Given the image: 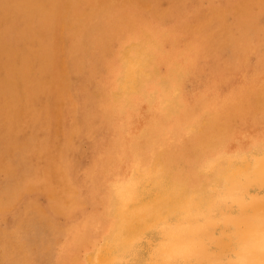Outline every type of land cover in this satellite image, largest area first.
Masks as SVG:
<instances>
[{"label": "bare ground", "instance_id": "6f19581e", "mask_svg": "<svg viewBox=\"0 0 264 264\" xmlns=\"http://www.w3.org/2000/svg\"><path fill=\"white\" fill-rule=\"evenodd\" d=\"M210 1L0 0V164L5 168L2 180L15 196L21 191L20 180L23 186H30L33 181L28 175L30 168L11 164L2 153L10 147L13 148L10 152L27 151L36 164L37 159L42 163L37 175L43 181L33 183L43 188L44 182L43 190L51 197L58 193L66 199L70 195L68 201H72L75 187L91 190L89 187L95 186L93 173L100 167L98 185L107 191L108 197L103 196L112 204V215L108 212L106 215L111 228L106 241H111V247L106 241L102 247L94 245L85 264L127 258L121 255L122 248L128 252L140 248L136 258L147 260L153 258L150 254L162 257L203 243L211 251L223 253L231 246H242L251 240L245 229L258 222L264 210V182L259 168L264 138V79L241 73L237 81L224 79L226 86L217 94L212 90L213 79L194 67L200 56L195 51L204 40L207 20L220 12ZM76 84L90 91L87 95L112 134L106 147L101 146L104 148L101 157L97 156V160L95 157L100 147H88L89 163L86 166L75 163L69 169L70 165L65 166L67 152L53 151L54 143L53 150L49 149L51 142L37 137L36 127L30 126L37 120L42 125L45 120L55 119V130L70 145L71 154L82 152L74 121L80 107L75 102L79 97L73 91ZM85 107L89 114L88 101ZM218 142H222L220 158L231 164L226 169L229 174L239 167V161L255 158V166L240 169V179L227 185L217 178L215 170L201 172L200 162ZM145 169L152 175L146 176ZM68 170L70 182L69 176H65ZM158 172L169 177L173 187L183 183L197 193L213 195L220 211L206 213L207 224L202 228L200 222L191 218L189 206L185 205L182 211L168 210L154 191L143 190L151 189V185L142 186V179H154ZM132 186L137 197L125 211L123 204ZM5 188H0V195L10 200ZM157 202L163 205L162 211L150 214L136 211ZM3 206L0 204V213ZM117 208L121 210L119 215L115 212ZM25 223L28 221L22 222Z\"/></svg>", "mask_w": 264, "mask_h": 264}, {"label": "rangeland", "instance_id": "374dc122", "mask_svg": "<svg viewBox=\"0 0 264 264\" xmlns=\"http://www.w3.org/2000/svg\"><path fill=\"white\" fill-rule=\"evenodd\" d=\"M210 5H212V7H215L216 9H218V11L220 10V12H218V14L213 15L212 17H209L207 20L205 32L203 35L204 40L202 42L200 49L195 51V53L197 52V56L198 55H200V56L198 57V59L196 61H194L195 62V63H193L194 67L198 70V72L200 74L202 73V74L206 75L207 78L209 76L210 77L209 79H213L212 90L214 92H217V94H218V92H220L221 90H223L225 88L226 85L223 84L222 81H225L226 79L237 81V80H239V76L242 77L241 76L242 74L243 75L244 74L252 75L253 77L254 76L256 77L258 75V78L264 79V0H211ZM187 64H188V61L184 62V66L186 68H187ZM203 65H204V67H203ZM207 67H208V69H207ZM244 70H246L247 72L243 73ZM217 90H219V91H217ZM73 91H74V95L79 97V98H77L78 100L75 99L77 107H79V106L81 107V108L80 107L77 108L80 110V112L78 110L77 114H76L77 120L76 119L75 120L72 119V120H74L75 122L77 121L76 122V124L78 125L77 126V130H78L77 134H78L79 141H80V148H81V150H83L82 152H79L78 154H71L72 150L70 149V145L68 143L64 142L62 140V138L59 136L57 130H55L56 129V120L55 119H50V120L48 119L47 121L45 120V123L42 125H39L40 122L38 120L34 122L36 124H34L33 122H31V124L33 123L32 125L30 124L31 125L30 128L32 127L33 129H35V127H36L35 131L37 133H35V132L34 133L37 137H39V138L41 137L44 141L51 142V144L50 143L48 144L49 149H51V150L54 149L53 151H60V149H61V151L67 152L66 153V159L67 160H66L65 166H67V168H68V166L70 165L69 169L75 163L76 164L82 163L84 166H86L89 163V156H88L89 154H88V152H86L88 150V147H95V148L100 147L99 153L95 157H96V160H97V156L101 157L100 154H102V152L100 153V151L104 150V148L106 147L105 145L108 143V141L111 137V134H112L108 130L107 126L105 125V120L103 118H101V116L98 114L96 107H95V103L91 100L92 98H90L91 97L89 95L90 91L81 84H76L74 86ZM88 92H89V94L87 95ZM85 95H87V96H85ZM88 99H90V100H88ZM215 100H217V98H215ZM87 101L89 102V109H88L89 114H86L87 108L85 106H86ZM83 103H85V104H83ZM78 104H79V106H78ZM67 109L69 110L68 107H67ZM90 112H93L94 114L90 113ZM69 116H70V110L68 111L67 117H69ZM88 116H90V117L88 118ZM89 119H91V121ZM48 121L50 123L49 126H48ZM46 122H47V124H46ZM88 122H89L88 126L91 125V127H87ZM92 122H94L93 125H95V126L92 125ZM97 122H98V124L96 125ZM102 124H104V125H102ZM49 128L52 130L54 135H55V133H57L55 135V137H53V133L51 132V130ZM85 128H86V130H85ZM87 128H89V129L87 130ZM96 128H98V129H96ZM54 130H55V132H54ZM82 130L85 132H83ZM92 133H94V136H92ZM97 135H98V137H97ZM85 136H87V137H85ZM89 136L91 139L89 138ZM108 137H109V139H108ZM87 139H88V141H87ZM54 140H56V141H54ZM52 143H54V146H56L53 149H52V147H53ZM61 143L64 145H62ZM101 143H103L104 145ZM57 145H58V147H57ZM61 146L63 147V149ZM64 146H65V148H64ZM101 146L102 147L104 146V148H102ZM10 148H8L7 150H5L6 149L5 148L2 153H4L6 155V157L9 159L8 161L11 164L18 165V163H19L20 164L19 167H22L25 165V167L27 169L30 168L28 171V175L32 178L33 181H32V184L31 183L28 184L30 186H27V185L23 186V183L20 180L21 183L19 185V188L21 191L19 190L20 192H18V194H16V196L18 195V197L16 198V196L12 194L13 189L10 190L9 187L4 186V181L2 180V177L4 176L5 171H2V170H5V168H4L3 163L0 164V173H1L0 174V188L2 186H3V189L6 187L5 192H7L6 194L9 193L10 198H11L10 199L11 201H10L9 199L5 198V196H3L2 194L0 195V204L4 205L3 206L4 211H2L0 213V216L2 215L0 218V225L3 228V230H0V237H1L0 240L3 239V242H2V240L0 241V264H4L5 261H6L5 264L6 263L7 264H50V263L51 264H71V263L77 264L78 263L79 264V262H83V264H85L86 257L90 254V252L92 253V247L94 245H97L94 242L97 239V224H99L100 222H103L106 227H109L107 216L109 214L112 215V210H111L112 204L110 201H108V198H106V197H108L107 191L105 193L104 189L98 185L99 184L98 177L101 176L99 173L100 167L98 168L97 171H95L93 173L95 176L92 175L93 179H94V185H95V186H93L94 188L89 187V189H91V190H88L86 188L85 189L86 191L82 190V189H81L82 190L81 191L75 187V189H77L78 192L76 190H74L75 193L73 192L74 195L72 196V201H68L69 199L67 200V198L70 197V195L66 196L67 197L66 199L64 198L65 196L60 197L61 195L59 196L58 193L56 194L57 196L55 195V197L54 196L51 197V196L47 195L46 190H43V188L45 187L44 182H43V188L39 184L37 185L36 183H33V182L43 181V180L38 178L40 175H37L38 171H39V167L42 166V163H40L37 158L36 159L38 161V164H36V161L28 156L29 152L20 150V151H17V154H16V152L15 153L10 152L11 149H13V148H11V149ZM32 153H34V152H32ZM12 158L15 160L13 161ZM71 161H72V163H70ZM28 165H30V166H28ZM36 165H37V167H35ZM101 173H102V171H101ZM67 175L69 176L68 180L70 182V171L69 170L65 176H67ZM95 182L97 185L95 184ZM32 185H34V186H32ZM37 186H38V188H36ZM94 190H96L95 193H94ZM101 192H103V193H101ZM83 193H85V195ZM101 194H102V196H101ZM11 195L13 197H11ZM90 195H92V196H90ZM103 195H105L106 197ZM97 196H98V198H101V199H99L101 202L98 200ZM73 197L74 198L77 197V199L76 198L74 199ZM85 197H87V198H85ZM13 198H16V199H13ZM94 198H96V199H94ZM3 200H5V201H3ZM12 200H14V201H12ZM65 200H66V204H64ZM55 202H56V204L57 203H59V204L56 205ZM70 202H71V205H70ZM102 202H104V203H102ZM9 203H11V204L8 205ZM81 203H83L84 205H82ZM36 204H38L39 206ZM99 204H101V206ZM20 206L21 207L23 206V209ZM34 206H36V208ZM75 206H76V208H75ZM29 207H31V208H29ZM108 207L110 208V210L107 209ZM26 208L28 209V211L24 214V211L27 210ZM96 208H97V211H96ZM38 209L40 211H43L44 213H42L40 211L38 212ZM62 209H64V212ZM83 209H84L85 213L83 212ZM31 210H33V211H31ZM71 210H72V212H71ZM60 211H61V213H59ZM67 211H68V213H67ZM32 212L34 215L32 214ZM55 212L57 214L54 215L53 213H55ZM15 213H17V214H15ZM99 213H101V214H99ZM28 214H32V215H30V217H32V219L29 217ZM59 214H61V215H59ZM63 215L66 216L67 218L64 217ZM90 215H91V217L93 216L92 219H89ZM39 217L41 219H39ZM87 217H88V219H85ZM45 218H46V220H45ZM97 218H98V220H97ZM43 219L45 220V222L43 221ZM24 220L28 221V223L22 224V222H24ZM31 220H33V221H31ZM39 220H41L42 222H44L46 224H44V223L42 224V222H40ZM48 220L50 222L51 221H53V222L50 223ZM93 220H94V223H93ZM68 221H69V223H68ZM95 221H97V222H95ZM79 222H80V224H79ZM30 223H31V226H29ZM34 223H36V224H34ZM87 223L89 224L90 228H88ZM5 224H7L8 226ZM78 224H79V226H78ZM34 225H36V226L38 225L37 227L39 229ZM43 225H45V226L48 225V226L44 227ZM65 225H67V226H65ZM86 225H87V227H86ZM93 225L96 227H94ZM21 226H22V229L20 228ZM43 227L47 228V230L49 229V231L45 230ZM4 228H6V229H4ZM62 228H63V230H62ZM85 228H87V229H85ZM27 229L29 232L27 231ZM79 229H80V231H77ZM13 230H14V232L12 234ZM31 230H33L34 232ZM85 230H86V232H85ZM2 231L3 232L5 231L4 233H6L7 237ZM63 231H65V232H63ZM70 231H72V232H70ZM20 234H21V236H20ZM28 234L30 237H31V234L33 236L29 239ZM76 234L79 238L76 236ZM83 234L84 235L86 234L87 236L85 235L86 236L85 238H84V236L81 237V235H83ZM94 234H96V235H94ZM102 234L103 233L99 234L101 238H103ZM12 237H16V238L14 239ZM18 238H19V241H18ZM10 239H12L13 241ZM88 239H89V242L91 239L93 240V241L91 240L92 243L94 242L93 245L91 242L90 243L88 242ZM76 240H78V241H76ZM4 241L5 242L8 241V242L5 243ZM21 241H23V242H21ZM77 242H79V243H77ZM86 242H88V244ZM8 243L11 245H9ZM28 244H30V246ZM67 246H68V248H67ZM71 247L74 249V251H72ZM82 247H84V248H82ZM77 248H79L80 250ZM84 249H86V250H84ZM85 251L86 252L88 251L87 254H83V253H86ZM73 253L76 255V257L73 256L74 255ZM49 254L51 255V257ZM74 257H75V259H73ZM48 258H49V260H48ZM74 260H76V261H74Z\"/></svg>", "mask_w": 264, "mask_h": 264}, {"label": "clouds", "instance_id": "9594fccd", "mask_svg": "<svg viewBox=\"0 0 264 264\" xmlns=\"http://www.w3.org/2000/svg\"><path fill=\"white\" fill-rule=\"evenodd\" d=\"M261 156H264V150L261 149ZM239 167L234 169L229 174L226 169L231 167L229 161L222 158L218 159L216 164V174L220 181H223L225 185L230 182H234L240 179L239 170L245 166H255V158H251L248 161L237 162ZM150 184L151 189L144 188V191H154L158 201H163L168 210L182 211L185 205L189 206L192 210V219L200 222L202 228L206 227L207 221L205 214L209 212H219L215 197L209 193L201 191L197 193L196 190L186 185L183 191H176V187H173V181L165 176L162 172H158L154 179L144 180L143 184ZM115 212L119 215L121 210L115 209ZM246 233L251 236L249 243L242 246H231L227 252H214L209 249L207 243L198 244L192 248L194 255L191 260V264H264V210L261 211L259 221L249 224L246 229ZM111 247V241H106ZM141 251L140 248H136L131 252H128L126 248L121 249V255H132L135 259L141 262V264H166V255L162 257H156L154 254H150L153 258L147 260H141L136 258ZM126 259V258H121ZM119 260H105L102 264H114Z\"/></svg>", "mask_w": 264, "mask_h": 264}, {"label": "snow or ice", "instance_id": "6c2138e0", "mask_svg": "<svg viewBox=\"0 0 264 264\" xmlns=\"http://www.w3.org/2000/svg\"><path fill=\"white\" fill-rule=\"evenodd\" d=\"M262 137H264V134H262ZM133 150L136 149V144L133 142L132 144ZM261 149L264 150V138L261 140ZM222 154V142H218L217 145L209 150L208 156L200 162L199 169L201 172H207L208 170L212 169L215 170L216 164L218 159H220V156ZM259 168H260V176L261 181L264 182V156H261L259 161ZM145 175L150 176L152 173L145 169ZM185 184L181 183L176 186V191H183L185 188ZM137 197V193L135 191V187L132 186L128 198L125 199L123 208L126 211L128 208V205L132 199H135ZM163 210V205L159 202L156 204L149 206L147 209H138L136 211H139L140 213H144L147 211L149 214L152 212H159ZM100 233H103V238L100 237ZM111 235V228L106 227L103 222H100L97 224V239L95 240V244L103 246V243L110 237ZM155 255V253H154ZM194 253L191 249H182L175 251L173 253L166 255V264H191V260ZM79 264H83V262H79ZM114 264H141L140 261L135 259L132 255H129L126 259H121L118 262H114Z\"/></svg>", "mask_w": 264, "mask_h": 264}]
</instances>
